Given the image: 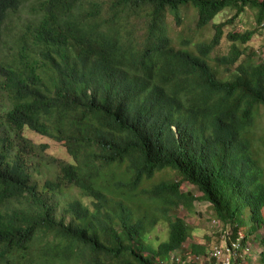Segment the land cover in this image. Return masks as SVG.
I'll list each match as a JSON object with an SVG mask.
<instances>
[{"label":"trees","instance_id":"obj_1","mask_svg":"<svg viewBox=\"0 0 264 264\" xmlns=\"http://www.w3.org/2000/svg\"><path fill=\"white\" fill-rule=\"evenodd\" d=\"M27 1L0 0V44ZM29 5L31 21L0 63L10 101L0 116V264H199L208 244L184 247L192 229L179 210L201 198L229 229L231 263L247 264L252 242L264 264L255 129L264 45L252 43L264 34V0ZM228 8L234 14L214 22ZM248 11L255 26L240 30ZM27 129L71 160L48 156ZM160 220L168 238L153 247L148 234Z\"/></svg>","mask_w":264,"mask_h":264},{"label":"rangeland","instance_id":"obj_2","mask_svg":"<svg viewBox=\"0 0 264 264\" xmlns=\"http://www.w3.org/2000/svg\"><path fill=\"white\" fill-rule=\"evenodd\" d=\"M34 0H28L25 2L21 8L11 14L4 25L3 28V42L0 44V63L7 61L12 53L16 51V41L21 36V33L24 27L30 23L32 18V11L29 8V4ZM234 10L225 9L219 15L216 16L214 22H221L228 18H230L234 14ZM255 17L251 11L244 13L241 16V22L238 24L237 28L240 30L251 29L255 26ZM232 26L228 25L226 30L231 29ZM224 41L223 50L226 51L228 48V43ZM252 43L256 48L264 45V34L254 35L252 37ZM261 56L264 57V47L261 50ZM9 96H8V88L5 83V76L3 75V71H0V116L4 114V112L9 108ZM261 115L258 118L256 133H257V146L260 150L262 156V163H264V108L261 109ZM1 120V119H0ZM5 127H1V134L3 132L2 129ZM7 133V132H6ZM25 134L30 137L36 143H47L49 147L47 148V155L52 157H56L59 159L71 160V156L68 154L65 147H63L59 142L38 134L34 131L27 129ZM264 165V164H263ZM183 190H189L193 192L195 195L200 196L201 192L198 190V187L190 184L184 183ZM75 192V191H74ZM76 193V192H75ZM179 213L184 215L186 221L189 223L192 229L191 237L186 241L184 247H187L189 242H194L198 244H204L207 242V256H200L199 260L204 262L205 260H209L211 264L213 262L212 258L209 259L208 255L211 256L213 248L219 247L221 249V253H219V258L227 259L230 258L231 254L227 248V239L229 229L222 226L221 222L214 217L213 209L211 208L210 202L204 198L197 199L194 201L193 209L188 212L187 210L180 208ZM250 221H247V229L249 228ZM169 234V226L166 220H160L158 224L150 231L148 234V240L152 244L153 247H157L161 241H164L168 238ZM263 234V231L260 230L253 237H257ZM249 248L245 250V254L252 251L254 257H250L248 255L245 256V262L247 264L251 263L250 258L254 261V264H258V258L255 256L260 251L261 247L256 245L254 246L252 242L248 243ZM252 255V256H253ZM216 261V260H215ZM169 263H173V259H170ZM244 264V263H239Z\"/></svg>","mask_w":264,"mask_h":264},{"label":"built area","instance_id":"obj_3","mask_svg":"<svg viewBox=\"0 0 264 264\" xmlns=\"http://www.w3.org/2000/svg\"><path fill=\"white\" fill-rule=\"evenodd\" d=\"M228 251H229V248H226ZM219 253H221V249H219V247L218 248H216L214 251H213V256H215L216 257V262H215V264H232L231 263V260H230V258H227L226 260L225 259H220L219 258ZM231 257V256H230ZM172 258H175L177 261H180V257H179V255H176V257H175V255H173L172 256ZM199 258L200 257H197V260L199 261V264H202V261H200L199 260ZM182 263H186V260L183 258L182 260Z\"/></svg>","mask_w":264,"mask_h":264}]
</instances>
